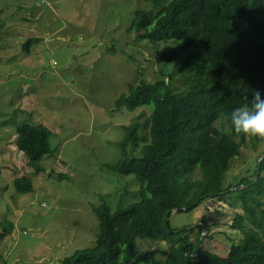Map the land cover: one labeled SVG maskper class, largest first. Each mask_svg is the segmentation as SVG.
<instances>
[{
	"label": "rangeland",
	"instance_id": "1",
	"mask_svg": "<svg viewBox=\"0 0 264 264\" xmlns=\"http://www.w3.org/2000/svg\"><path fill=\"white\" fill-rule=\"evenodd\" d=\"M152 6V0H0V232L4 221L15 225L0 240V264H61L94 245L100 232L94 207L105 202L114 212L136 200L129 195L121 201L126 190L138 192L134 176L106 166L121 156V125L150 111L148 106L119 110L116 99L141 76L154 82L159 70L173 68L174 60L160 58L170 44L129 31L135 11ZM29 39L34 40L27 48ZM212 81L206 77L203 85ZM27 121L53 131L56 151L43 157L40 173L14 145V126ZM263 153L264 140L253 147L249 136L225 185L253 173ZM22 175L31 176L33 191L17 192L14 180ZM241 211L227 199L211 197L191 212L173 211L167 221L173 231L195 227L193 241L196 225L207 226L204 249L226 256L243 237L230 227ZM136 242L139 254L157 249V258L169 249L165 240Z\"/></svg>",
	"mask_w": 264,
	"mask_h": 264
},
{
	"label": "trees",
	"instance_id": "2",
	"mask_svg": "<svg viewBox=\"0 0 264 264\" xmlns=\"http://www.w3.org/2000/svg\"><path fill=\"white\" fill-rule=\"evenodd\" d=\"M152 1L151 9L135 11L129 31H135L136 38L170 44L160 58L174 60L173 68L159 70L154 82L141 76L116 99L119 110L148 106L150 111L142 110L121 125V156L106 166L134 176L138 192L126 190L121 201L129 195L136 200L114 212L105 202L94 207L100 226L94 245L61 264H264V155L253 173L226 186L232 161L249 136L230 131V123L219 116L249 104L254 90L264 98V0ZM32 40H27V48ZM206 77L213 79L207 87ZM188 83L191 88L176 90ZM14 130L15 146L33 172L40 173L43 157L56 151L51 146L53 131L29 121L18 122ZM259 141L252 137V146ZM14 186L20 194L33 191L31 176L16 177ZM211 197L227 199L242 210L230 227L243 237L226 256L204 249L200 224L194 241L193 226L169 232L167 215L175 208L191 212ZM14 227L4 221L0 240ZM138 238L167 241L165 257L157 258V249L139 254Z\"/></svg>",
	"mask_w": 264,
	"mask_h": 264
},
{
	"label": "clouds",
	"instance_id": "3",
	"mask_svg": "<svg viewBox=\"0 0 264 264\" xmlns=\"http://www.w3.org/2000/svg\"><path fill=\"white\" fill-rule=\"evenodd\" d=\"M219 116L230 123L229 130L235 134L264 140V98L260 91H253L249 104L234 108L230 113L221 111ZM218 131L223 134V129Z\"/></svg>",
	"mask_w": 264,
	"mask_h": 264
},
{
	"label": "water",
	"instance_id": "4",
	"mask_svg": "<svg viewBox=\"0 0 264 264\" xmlns=\"http://www.w3.org/2000/svg\"><path fill=\"white\" fill-rule=\"evenodd\" d=\"M258 175H259V170L257 171L255 177L258 178ZM186 209H188V207H182V208H175L173 211L175 212H180V211H185ZM204 226H203V230H204ZM170 233H173V232H176V231H173V230H170L169 231Z\"/></svg>",
	"mask_w": 264,
	"mask_h": 264
},
{
	"label": "bare ground",
	"instance_id": "5",
	"mask_svg": "<svg viewBox=\"0 0 264 264\" xmlns=\"http://www.w3.org/2000/svg\"><path fill=\"white\" fill-rule=\"evenodd\" d=\"M167 217H169V214L167 215Z\"/></svg>",
	"mask_w": 264,
	"mask_h": 264
}]
</instances>
